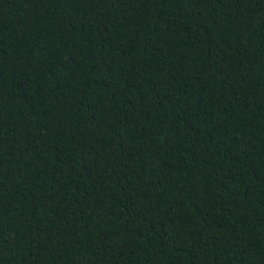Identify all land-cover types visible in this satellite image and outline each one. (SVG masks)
<instances>
[{
  "label": "trees",
  "instance_id": "16d2710c",
  "mask_svg": "<svg viewBox=\"0 0 264 264\" xmlns=\"http://www.w3.org/2000/svg\"><path fill=\"white\" fill-rule=\"evenodd\" d=\"M0 264H264V0H0Z\"/></svg>",
  "mask_w": 264,
  "mask_h": 264
}]
</instances>
